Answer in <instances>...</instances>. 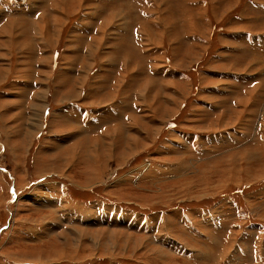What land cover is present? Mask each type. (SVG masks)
I'll list each match as a JSON object with an SVG mask.
<instances>
[{
    "label": "rangeland",
    "instance_id": "rangeland-1",
    "mask_svg": "<svg viewBox=\"0 0 264 264\" xmlns=\"http://www.w3.org/2000/svg\"><path fill=\"white\" fill-rule=\"evenodd\" d=\"M0 264H264V0H0Z\"/></svg>",
    "mask_w": 264,
    "mask_h": 264
},
{
    "label": "crops",
    "instance_id": "crops-1",
    "mask_svg": "<svg viewBox=\"0 0 264 264\" xmlns=\"http://www.w3.org/2000/svg\"><path fill=\"white\" fill-rule=\"evenodd\" d=\"M94 118V117H93ZM96 118H97V116H96ZM99 118V117H98ZM86 122H88V120L86 121ZM95 123H97L98 122V120H96V121H94ZM184 135V137L183 136H181L182 138H187V139H190L191 138V140L192 139H195L194 140V146H196V148L198 149V147H200V149H199V152H200V150L202 151V152H200L201 154H203V152H205V149H202V146L201 145H203V144H207V142L208 143H212L213 141H214V138H216V137H213V136H206V137H198V139H196L195 138V135L193 136V134H183ZM62 137H64V139L66 138V139H68L69 137H68V134H64ZM197 142L199 143L198 145H196L197 144ZM67 143V142H66ZM188 144H190V142L188 143ZM181 145H183V146H185L186 145V143H185V141L184 142H182L181 143ZM62 150H64V149H62ZM145 164H149L150 166H151V163H149V162H146ZM144 164V165H145ZM54 175V174H53ZM140 177V176H139ZM58 200V199H57ZM133 216V218L135 217L134 215H132ZM100 218V217H99ZM137 229H138V227H137ZM159 229V227L157 228V230ZM148 233H150V228H149V232ZM174 241V240H173ZM155 242H159V244L161 245V247H162V249H164V248H166L165 247V245L164 244H166V242H165V238H163V239H161V240H159L158 238H156L155 239ZM171 244V245H170ZM173 244L174 243H172V241H171V243H168V246H167V249L169 248V247H171L172 249H176L177 250V248H178V250H179V248L180 247H172L173 246ZM180 246V245H179ZM174 249V250H175Z\"/></svg>",
    "mask_w": 264,
    "mask_h": 264
}]
</instances>
